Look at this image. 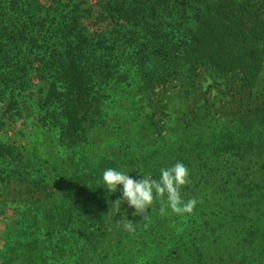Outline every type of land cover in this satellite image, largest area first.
<instances>
[{"label":"trees","instance_id":"obj_1","mask_svg":"<svg viewBox=\"0 0 264 264\" xmlns=\"http://www.w3.org/2000/svg\"><path fill=\"white\" fill-rule=\"evenodd\" d=\"M87 5L0 0V98L11 113L37 89L67 147L52 181L34 154L0 140V184L35 197L5 224L0 264H264V0H100L93 20ZM203 68L238 78L254 108L222 126L209 111L168 129L147 115L94 161L88 129L107 126L114 91L133 105L160 88L189 97ZM177 162L190 171L182 198L199 201L192 215L161 217L157 204L145 228L127 203L111 210L122 192L102 186L104 170L158 178Z\"/></svg>","mask_w":264,"mask_h":264},{"label":"rangeland","instance_id":"obj_2","mask_svg":"<svg viewBox=\"0 0 264 264\" xmlns=\"http://www.w3.org/2000/svg\"><path fill=\"white\" fill-rule=\"evenodd\" d=\"M29 1L41 3L45 7L50 4V0H26ZM85 1L88 4L87 8H91L93 13L91 20L97 19L101 13L98 5L100 0ZM88 26L93 28L92 25ZM38 82L39 80L36 84ZM198 83V90L189 97H185L180 88L166 91L160 88L151 95V102L141 95L135 96L136 105L130 103L125 93L114 91L111 101L115 103V106L112 104L115 109L107 120V126L102 128L103 131L91 132V129H88L90 142L86 148H90L94 161H99L113 145H120L116 141L127 133V128L144 123L147 115L155 114L154 120L161 122V126L168 129L209 111L208 120H213L215 126H222L230 125L231 121L256 105L253 95L241 88L238 78L230 76L224 78L210 69L203 68L200 70ZM127 89L132 91L130 87H126ZM9 99V96L0 98V140L19 148L26 155L34 154L43 164L44 173L53 181V175H56V169L60 167L67 153L62 150L67 147L61 139V132L51 125L52 123L43 120L46 114L39 110L41 95L37 89L31 94L18 95L17 109L11 113L8 111ZM205 99H208V104L205 103ZM259 101L261 98L256 102ZM151 133L153 134V131ZM161 133L164 136L166 133L170 134L169 130ZM162 142L158 134L146 141L149 148H156ZM72 143L73 141L70 145H73ZM34 199V195L28 194L25 188L16 183L0 184V239L1 234H4L5 224L12 219L15 212H22L28 206L25 200L33 202Z\"/></svg>","mask_w":264,"mask_h":264},{"label":"clouds","instance_id":"obj_3","mask_svg":"<svg viewBox=\"0 0 264 264\" xmlns=\"http://www.w3.org/2000/svg\"><path fill=\"white\" fill-rule=\"evenodd\" d=\"M130 172V171H129ZM129 172L107 168L102 173V186L110 193H116L118 187L122 192L120 198L111 202V210L116 214L121 212V206L127 203L134 209L133 216L143 217L144 227H148V210H155L158 204V214L165 217L175 214L186 218L194 213L199 203L196 198L184 200L181 189L191 183L190 171L182 162H177L167 168H160L159 177L151 174H141V179H133ZM122 186V187H121ZM124 231L134 233L138 223H133L126 216L119 221Z\"/></svg>","mask_w":264,"mask_h":264}]
</instances>
